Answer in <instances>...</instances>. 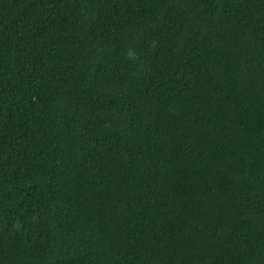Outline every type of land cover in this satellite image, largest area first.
Instances as JSON below:
<instances>
[{"label": "trees", "instance_id": "1", "mask_svg": "<svg viewBox=\"0 0 264 264\" xmlns=\"http://www.w3.org/2000/svg\"><path fill=\"white\" fill-rule=\"evenodd\" d=\"M0 264H264V0H0Z\"/></svg>", "mask_w": 264, "mask_h": 264}]
</instances>
